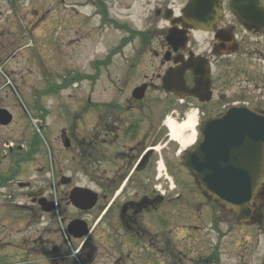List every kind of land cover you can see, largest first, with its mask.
<instances>
[{
    "label": "flooded vegetation",
    "instance_id": "1",
    "mask_svg": "<svg viewBox=\"0 0 264 264\" xmlns=\"http://www.w3.org/2000/svg\"><path fill=\"white\" fill-rule=\"evenodd\" d=\"M108 1L88 0V4L103 8L94 16L116 24L109 17ZM170 1H156L158 21L145 32L150 38H162L155 50L160 62L155 76L145 75L123 100L118 94L106 100L103 95L88 96V106L83 101L79 113L82 125L64 128L52 138L49 134L47 145L36 138L24 152L22 145L5 143L9 152L0 158V190L11 178L28 174L23 178L29 179L18 180V190L9 196L0 192V256L12 251L15 260L29 257L34 264H223L229 257L230 234L236 233L239 262L264 264V207L260 223L238 224L233 214L198 189L196 177L185 167L191 147L183 142L192 134L193 149L196 121L202 123L233 108L264 116V0H221L218 15L205 19L192 16V0H187L189 18L175 24L186 3L176 11L170 10ZM0 2L7 4L6 13L0 5V36L51 34L48 28L54 16L44 4ZM85 3L76 0L81 9L78 33L89 26L84 20ZM121 27L132 33L128 22ZM201 27L208 29H197ZM171 30L178 36L168 42ZM140 47H145L144 40ZM14 53L0 48L1 57ZM190 57L192 71L186 73V81L192 96L166 93V71ZM202 61L211 69L206 92L196 89L199 76L194 70ZM21 62L18 65L29 70L49 65L48 59L37 62L28 57ZM130 73L129 69L127 77ZM143 85L146 94L138 97L134 91ZM6 97L14 108L20 107L14 94L8 92ZM191 118L192 130L183 129ZM7 158L15 164L2 169ZM245 227L254 229L253 240H245ZM8 240L11 250L5 249Z\"/></svg>",
    "mask_w": 264,
    "mask_h": 264
},
{
    "label": "rangeland",
    "instance_id": "2",
    "mask_svg": "<svg viewBox=\"0 0 264 264\" xmlns=\"http://www.w3.org/2000/svg\"><path fill=\"white\" fill-rule=\"evenodd\" d=\"M156 1L109 0L107 2L109 17L115 18L117 22L115 25L113 22H111L112 24L105 22L101 15H97L102 14L101 10L96 6L89 5L88 0H85L84 20L85 25L89 23V26L78 33L79 28L76 22L80 13L78 14L77 10L81 11V9L76 6V0H67V3H62L61 0H36V5L44 4L45 9L50 8L52 11L54 23L48 28L51 30V34L46 37L35 35L31 37L28 33L23 37L12 33L0 36V48L6 53L15 52L14 55L0 56V65L4 69L5 76L9 77V80L5 77L4 83L3 74L0 73V105H7L6 108L10 109L16 118L10 127H0V158L4 153L9 152L5 143L22 145L24 152L29 150L30 146L27 144L32 143L38 137L37 126L43 125L44 130L40 139H43L45 145L50 141L49 134L52 138L64 128L81 126L82 114L79 113L83 101L88 106V96L103 95L101 99L106 100L110 96L118 94L122 95L123 100V95L129 94L130 89L142 82L145 75L155 76L160 71V62L155 57V50H159L162 38L159 36L151 38L147 47H140L138 35L129 36L121 27L123 23L128 22L132 29L138 33L150 30L158 21L155 15V10L158 8ZM185 1L171 0L170 5L178 10ZM0 5L4 6L1 10L2 13H6L5 6L7 7V4L0 2ZM37 10L41 12L40 8ZM95 13L97 14L94 16ZM89 17H93V19L88 21ZM64 22H68V24H64ZM159 25L163 26V23ZM44 28L45 26L41 29ZM87 30L92 31L91 35L84 34ZM128 38H131V41L124 44L122 49L119 48ZM20 47L21 50H16ZM117 48V54L112 56V51ZM28 57L37 60V62L48 59L49 65L46 68L37 65L40 68L30 70L24 68L23 65H18L17 62L22 63L21 61ZM98 59L101 60V63L107 62L115 65H94L93 62L96 63ZM122 63L127 64L125 68L129 67L126 73L123 71L124 67H119V64ZM11 67L12 69H10ZM129 69L131 73L127 77ZM78 76H85L86 79L80 81L81 78ZM95 76H99L97 80H95ZM119 86L123 88L121 92L118 91ZM19 89L20 97L18 95V98L16 96L15 98L17 101L23 99L25 104L20 102L22 107L14 108L6 95L9 91L19 92ZM28 106L32 111H28L26 114L22 109L26 110ZM86 116H88V111L84 114V117ZM14 155L16 156V153ZM13 164L15 161L7 158L3 160L1 168L4 169L6 165L11 167ZM27 165L31 166L32 163ZM5 173L6 175L13 174V172ZM27 176L28 174H24L23 176L19 175L20 178H11L7 187L5 185L1 188L2 196H9L12 192L17 191L16 182L22 179L28 180L29 178H23ZM49 180L52 181L53 178H49ZM7 235L8 233L5 234V236ZM234 236L236 233L230 234L229 257L223 264H242L237 257ZM244 237L246 241L253 240L254 229L245 227ZM11 243V240L6 241L5 249L11 250ZM12 253L10 251L7 255H1L0 264H34L32 258L29 257L15 260ZM245 264L254 263L250 261Z\"/></svg>",
    "mask_w": 264,
    "mask_h": 264
},
{
    "label": "water",
    "instance_id": "3",
    "mask_svg": "<svg viewBox=\"0 0 264 264\" xmlns=\"http://www.w3.org/2000/svg\"><path fill=\"white\" fill-rule=\"evenodd\" d=\"M218 3L219 0H194L192 6L195 5L200 18L205 13L217 12ZM198 66L201 69L194 70L201 76L197 89L206 91L210 86L209 69L202 63ZM187 70H192V60L169 70L164 78L166 90L182 89L185 92L181 95L192 94V89L186 86ZM11 120L7 110H0L1 124L7 125ZM201 134L199 144L186 158V166L196 175L200 189L234 213L239 222H259V209L264 203V116L245 108H233L204 121Z\"/></svg>",
    "mask_w": 264,
    "mask_h": 264
},
{
    "label": "bare ground",
    "instance_id": "4",
    "mask_svg": "<svg viewBox=\"0 0 264 264\" xmlns=\"http://www.w3.org/2000/svg\"><path fill=\"white\" fill-rule=\"evenodd\" d=\"M185 126H188L190 128L192 127V118L187 124L183 125L182 128H184ZM185 141L187 144H192V135L183 140V142H185Z\"/></svg>",
    "mask_w": 264,
    "mask_h": 264
}]
</instances>
